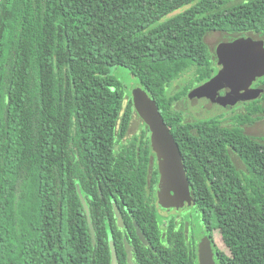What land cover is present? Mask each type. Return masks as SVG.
I'll list each match as a JSON object with an SVG mask.
<instances>
[{
  "label": "trees",
  "instance_id": "trees-1",
  "mask_svg": "<svg viewBox=\"0 0 264 264\" xmlns=\"http://www.w3.org/2000/svg\"><path fill=\"white\" fill-rule=\"evenodd\" d=\"M210 32L263 38L264 0H1L0 264H111V243L129 264L114 217L124 209L144 237L128 218L132 264H194L180 237L159 241L145 206L157 182L149 137L123 142L135 110L115 67L171 127L192 202L220 230L222 264H264V142L242 129L262 118L263 97L231 126L186 121L176 106L217 71Z\"/></svg>",
  "mask_w": 264,
  "mask_h": 264
},
{
  "label": "water",
  "instance_id": "water-1",
  "mask_svg": "<svg viewBox=\"0 0 264 264\" xmlns=\"http://www.w3.org/2000/svg\"><path fill=\"white\" fill-rule=\"evenodd\" d=\"M215 55L218 73L204 84L189 91L186 98L189 112L193 116L203 114L200 119L207 118L206 116L210 113L227 112L226 110H232L233 106L253 102L264 93L263 88H251L257 79L264 76L263 40L245 36L232 41L221 42L216 47ZM132 103L135 112L151 133V149L157 156L160 171L159 204L160 206H167V204H170V207L178 206L190 198V193L189 183L174 135L162 119L155 101L149 98L143 88L132 91ZM78 193L88 217L89 211L85 199L80 191ZM116 216L118 226L122 227L123 222L117 210ZM89 227L94 240V232L91 225ZM136 230L140 240L144 241L139 228ZM110 246L111 264H118L113 243ZM125 246L129 252V245L126 244ZM205 252L209 258H206ZM208 261H211L209 249H205L204 245H201L199 263L208 264ZM130 264H132L131 261Z\"/></svg>",
  "mask_w": 264,
  "mask_h": 264
},
{
  "label": "flooded vegetation",
  "instance_id": "flooded-vegetation-1",
  "mask_svg": "<svg viewBox=\"0 0 264 264\" xmlns=\"http://www.w3.org/2000/svg\"><path fill=\"white\" fill-rule=\"evenodd\" d=\"M227 39H231V37H228ZM234 39H236V38H234ZM234 39L226 40L224 42L232 41ZM215 63H216V68H217V58H216ZM218 71H219V69L217 68V71L214 74V76L218 73ZM256 82H257V80H256ZM251 88H263L264 89V84L254 83L251 86ZM221 94H223V92H221ZM262 97H263V99L260 100ZM258 100H260L261 104L264 105V94H262V96ZM246 104H248V103H246ZM246 104H244V107ZM240 108H241V106L237 109L231 110V112H235L236 110H239ZM188 113H189L188 116H190V118L192 117V120L195 119L194 116L190 112H188ZM133 115H136L139 118V116L137 115L136 112ZM227 115H229V114H227ZM139 119L141 120V124L139 126L138 132H136L135 134H133L131 136H128V132H129L128 131L127 136L125 137L123 142L126 141L128 138L140 135L142 132L146 136L149 137V142H150V136H151L150 130L147 127V125L143 122V120L141 118H139ZM263 119H259L250 125H243L242 126L243 131L246 134L253 136V137H257V138L264 137L263 134H258V131H256V129H257L256 125L259 122H261V120H263ZM220 121H221V123L223 122L222 118H220ZM130 125H131V123H130ZM129 128H130V126H129ZM129 128H128V130H129ZM170 130H172L171 127H170ZM171 133H172V131H171ZM150 148H151V144H150ZM151 151H152V149H151ZM152 153L153 154L150 156V159H149V165H148L149 176L148 177H149V179H151V177L156 172L157 182H156L155 190H153V193H152V189L148 185L147 192H148L150 198L148 200L149 202L146 203L145 206H147L149 208L150 216L152 215L153 217H155L156 221L158 222L159 231H160L159 241L165 243V242L173 241L175 236L180 237L185 243V247L187 249L186 250L187 256L189 258H192V256H193V258L195 260L194 264H200L199 263V250H200L201 245H204L205 249H207V248L209 249V254L211 256V261H208V264H222L221 258L219 256V251H223L220 248V245L222 246L220 230L214 221H212V220L208 221L202 216L203 212L200 210V208H198L196 205H194V202H191V200L188 199V200H190V202L188 201L185 204L181 202L182 204H179L178 206L170 207V204H167V206H160L159 197H158V194H159L158 189H159V183H160V171L158 169L157 156L155 155V153L153 151H152ZM190 194H191V191H190ZM190 198L192 199V197H190ZM111 204L113 206V204H115V202L111 201ZM114 210H115V208H114ZM124 211H126L128 216L125 214ZM119 212H120L122 220H123L122 221L123 222V228L121 229V233H122V241L124 244V251H126L124 239L126 238L125 236H129V238H132L131 237L132 234L128 230V225H127L129 222L128 218H131V221H132V215L126 209L121 210ZM114 217H116V222H117L118 218L115 215V213H114ZM132 224L134 226L133 221H132ZM107 228L110 230V221L107 222ZM134 233L137 236V230H136L135 226H134ZM222 248H223V246H222ZM130 252L131 251H129L126 254V261L128 259L129 264H130V260H129V253ZM205 254H206V252H205ZM206 258H209L208 254H206Z\"/></svg>",
  "mask_w": 264,
  "mask_h": 264
},
{
  "label": "rangeland",
  "instance_id": "rangeland-1",
  "mask_svg": "<svg viewBox=\"0 0 264 264\" xmlns=\"http://www.w3.org/2000/svg\"><path fill=\"white\" fill-rule=\"evenodd\" d=\"M226 37L227 36L224 33H221V32H210V33H208L205 36V43L207 44V46L209 48V51L214 56V58L216 56L215 55L216 47L221 42L226 41L227 40ZM261 39L264 41V36ZM111 74L114 75L122 83L125 94L126 95L130 94L131 98H132V91H134L135 89L141 88L139 83L137 82V80L125 68H122V67L112 68L111 69ZM192 79H193L192 71L187 72L180 79H178L177 81H175L172 84V88H171L172 91H175V90L181 88L182 86L188 84L189 82H191ZM176 106H177V108L179 110H183V111H188L189 112V109L187 107V103L184 102V101H181V102L177 103ZM239 107L240 106H235V107L233 106V109H237ZM226 111L227 112H222V113H219V114L210 113L206 117L218 115L219 118H222V121H223L222 124L224 126H231L233 124V122L231 121L232 116H234V114H244L245 113V107H244V104H243V105H241V108L239 110H236L235 112H231L230 109H229V111L228 110H226ZM227 114H229V115H227ZM202 116H203V114L202 115H200V114L198 115L197 114V115L194 116V118L195 119H200ZM261 117H262L261 119H263L264 118V114H262ZM191 120H192V117L190 118V116H188L187 119H186V121H191ZM140 124H141V120L136 115H133L132 121H131V125H130V128L128 130L129 131L128 132V136H131V135L135 134L136 132H138ZM256 127H257L256 131H258V134H263L264 135V119L261 120V122H259L256 125ZM259 139L264 142V137H261ZM232 158H233L236 166L238 168L242 169L243 166H242V163L240 162L239 158L236 157L235 155H232ZM189 193H190V188H189ZM190 197H191V194H190ZM189 199L192 202V199L191 198H189ZM190 200H187L186 202H183V203L185 204L188 201L190 202ZM220 248L222 250H224L221 245H220Z\"/></svg>",
  "mask_w": 264,
  "mask_h": 264
}]
</instances>
